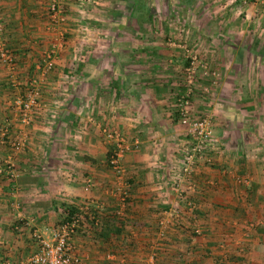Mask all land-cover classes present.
Here are the masks:
<instances>
[{
  "label": "crops",
  "instance_id": "obj_1",
  "mask_svg": "<svg viewBox=\"0 0 264 264\" xmlns=\"http://www.w3.org/2000/svg\"><path fill=\"white\" fill-rule=\"evenodd\" d=\"M48 1L0 0V41L14 60L0 59V161L10 162L0 173V264H28L34 233L47 235L67 206L82 220L72 236L75 264H214L222 256L224 264H264V3L214 0L218 16L191 21L199 35L180 38L182 49L153 32L110 36L100 50L90 36L89 52L72 57L48 21ZM61 5L62 33L75 43L77 0ZM118 21L130 32L144 23ZM198 39L207 72L191 74V108L211 115L216 147L211 164H195L180 199L169 183L183 137L171 105L187 87V48ZM51 46L57 55L42 77L38 64ZM37 75L38 100L22 122L18 95ZM110 127L130 146L119 177L108 163ZM15 137L21 148L9 146Z\"/></svg>",
  "mask_w": 264,
  "mask_h": 264
},
{
  "label": "built area",
  "instance_id": "obj_2",
  "mask_svg": "<svg viewBox=\"0 0 264 264\" xmlns=\"http://www.w3.org/2000/svg\"><path fill=\"white\" fill-rule=\"evenodd\" d=\"M47 18L51 25L61 27V23L65 20L64 9L61 5V0H49L47 4ZM61 42V39L60 41ZM55 46L44 54L42 63L40 64L42 72L52 68V59L55 56ZM0 59L10 62L12 55L9 50L0 41ZM193 59V57H192ZM190 60L187 73V87L183 92L178 94L173 101L172 109L174 116L181 125L183 137L177 147V157L174 165L170 167L171 179L170 185L180 199H184V193L192 189L190 183L194 166L199 161H204L211 164L214 161L211 154L215 149L212 119L207 112L196 113L192 108V78L194 60ZM205 74L207 66L204 63L200 64ZM31 86L24 98H19L18 118L22 122H27L30 118L32 108L38 100L37 87L33 86L35 80L30 82ZM205 88V87H204ZM105 134L113 140L115 147L112 153L108 156V163L113 169L116 176H121L122 168L119 163V158L129 149L116 128H104ZM5 129H0V144L5 142ZM9 146L13 149H18L23 146V139L15 137L8 139ZM6 167L10 169V162L0 161V173ZM245 181V179H243ZM118 198L120 203H123L127 196V183L122 181L117 188ZM61 219L50 230L47 235L40 232H35L34 237L37 240V249L29 254L26 258L28 264H75L78 262L77 255L74 253V244L72 236L77 228L78 214H73L68 219ZM160 222H163L161 220ZM224 256L217 259L214 264H224ZM117 264H124L123 259H120Z\"/></svg>",
  "mask_w": 264,
  "mask_h": 264
},
{
  "label": "rangeland",
  "instance_id": "obj_3",
  "mask_svg": "<svg viewBox=\"0 0 264 264\" xmlns=\"http://www.w3.org/2000/svg\"><path fill=\"white\" fill-rule=\"evenodd\" d=\"M180 1L181 2H179L178 0H77L78 9L76 11L77 13L74 16V24L71 26L74 32L78 34L77 36H75V40H74L75 43L74 42L72 43V40L74 37L73 34L72 36L70 35V33H68L69 37L65 38L64 33H62L63 28L58 27V29L60 30V34H61V43H59V46L60 48L65 46L67 51H70L73 57V54L74 53L76 54L78 50H82L86 53L89 52L88 42L90 40L89 39L90 36H91V40L92 38H96L98 40L96 41V48L100 50V48L107 45V43L109 42L107 40H108V37L110 36H113V35L114 36L115 35L116 36H133V34L135 33L151 34V32H153L154 34L164 36L165 38H168V37L171 39L173 38L176 46H178L181 49L185 48L186 44H184L183 39H180V38H183V36L196 38V35H199L198 32L194 28H191L190 25L188 26V24L191 21L193 22L194 20L204 18L206 14L216 18L219 12L216 11L215 5L213 6V4L216 2L214 0H192L193 5L196 3L197 10L193 9L194 7L191 3H189V0H180ZM259 1L264 3V0H259ZM174 4L175 5L179 4V5L175 7ZM146 7L149 8V12H150L149 18L146 15L143 16V14L140 13L142 9H146ZM66 11L67 9L64 11V13ZM259 13L261 14H260V17L258 18L263 19L264 18L263 13L262 12H259ZM237 16L242 17L243 16L242 12L237 13L236 17ZM227 17L229 18L230 16L228 15ZM255 17L257 16H254V18ZM131 18L143 20L144 23H142L140 27L134 28V31H131V32L128 31L129 29L126 26L121 27L120 25H116V26L112 25L114 23L120 22L118 20H121V19L125 20V19H131ZM247 18H250V17H247ZM242 19L240 18V20ZM164 24L166 25L165 28L163 27ZM93 34H96V37H94L95 35ZM66 39L67 41H65ZM162 41H166V39L162 38ZM91 46H93V44ZM127 46H130V44L128 43ZM165 46L168 49L169 45L165 44ZM206 47L207 46L205 45V43L202 42L200 39H198L195 43L192 44V46L187 48V50L189 49V51L187 52L188 53L190 52L189 53L190 56L187 55L188 58L187 57L185 58L188 59V65H189L190 60L193 57L192 59L194 60L193 72L196 70V68L201 67L200 64L203 63L204 60L206 59L204 55L205 52L207 51ZM56 50H57V46L55 47V53H56ZM56 55L57 54H55V56ZM55 56L51 60L52 67L54 64ZM185 58L182 60L177 59L176 61H174V65H176L177 69L180 68L179 67L180 64L185 63L186 61ZM42 60H43V56L41 59V63H42ZM11 61L13 62L14 60L12 59ZM210 61H211V58H210ZM40 64H38L39 65L38 73L39 75L41 74V76L44 77L45 72H47L48 70L42 72L43 70ZM70 66L71 68L73 66L72 59L70 62ZM211 75H212V78L214 77L213 81L216 82L217 78L219 77L218 71L213 70ZM33 77H38V75L32 76L31 78H29L28 88H30L31 86L30 82L32 80H35L36 85H33V86L37 87L36 91L38 92L40 89V85L38 84L36 79ZM194 80L195 78H192V82ZM197 80L198 79H196L195 81ZM185 83L187 84L186 77H185ZM28 90L29 89H27L25 92L20 91L18 98H24ZM129 149H130V146H129ZM169 172H170L169 179H171V171L169 170ZM171 207L173 210L177 208L176 205H173Z\"/></svg>",
  "mask_w": 264,
  "mask_h": 264
},
{
  "label": "trees",
  "instance_id": "obj_4",
  "mask_svg": "<svg viewBox=\"0 0 264 264\" xmlns=\"http://www.w3.org/2000/svg\"><path fill=\"white\" fill-rule=\"evenodd\" d=\"M179 2H181L180 0H178ZM179 5V4H178ZM182 8H184V7H182ZM141 14H143V16H147L148 18H149V15H150V12H149V8H147L146 7V9H142V11L140 12ZM65 210H64V217L62 218V219H68V218H70L73 214H77V210L74 208V207H70V206H67L66 208H64ZM89 214H87V216H88ZM91 215V214H90ZM89 215V217H91ZM93 216H94V214H93ZM84 217H86V214H84ZM89 220V223H92V219H88ZM81 221L82 220H80V218H79V216H78V218H77V225H80L81 224Z\"/></svg>",
  "mask_w": 264,
  "mask_h": 264
}]
</instances>
